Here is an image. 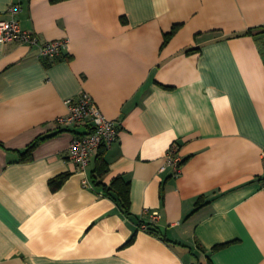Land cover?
<instances>
[{
	"label": "crops",
	"instance_id": "1",
	"mask_svg": "<svg viewBox=\"0 0 264 264\" xmlns=\"http://www.w3.org/2000/svg\"><path fill=\"white\" fill-rule=\"evenodd\" d=\"M11 17L66 46L0 42V264H264V0H0ZM82 92L120 123L84 171L87 127L56 122Z\"/></svg>",
	"mask_w": 264,
	"mask_h": 264
},
{
	"label": "built area",
	"instance_id": "2",
	"mask_svg": "<svg viewBox=\"0 0 264 264\" xmlns=\"http://www.w3.org/2000/svg\"><path fill=\"white\" fill-rule=\"evenodd\" d=\"M20 10L18 5L9 8L10 14ZM25 42L36 47L39 58L53 59L59 57L66 46L65 39L41 41L34 32L21 28L20 23L14 17L0 19V42ZM65 114L59 116L56 122L60 125L85 124L86 132L74 135L68 146V159L79 169L84 171L93 152L99 148L108 149L116 140L120 123L117 120L107 118L87 92L64 99ZM264 161V150L261 153ZM183 157L179 147L172 143L165 153V163L162 167H172L174 174L179 173ZM87 184V179H84ZM264 189V178L261 184ZM157 213L153 212L151 220L155 221ZM147 229V225L143 226Z\"/></svg>",
	"mask_w": 264,
	"mask_h": 264
},
{
	"label": "trees",
	"instance_id": "3",
	"mask_svg": "<svg viewBox=\"0 0 264 264\" xmlns=\"http://www.w3.org/2000/svg\"><path fill=\"white\" fill-rule=\"evenodd\" d=\"M177 26H174L173 29L171 30V32H174ZM259 32H264V27L259 28ZM253 29H248L245 31L244 34H253ZM37 141V140H36ZM33 142L31 145H29L26 149L25 153L31 152V150L34 148V146L36 145L37 142ZM102 151H104V149L102 148ZM184 161V159H183ZM182 161V164H183ZM181 164V165H182ZM104 168L101 167L97 170V174L101 175L104 172ZM67 174H62L60 176L55 177L54 179H52L50 181V187L52 190H56L57 188L60 187V185L63 183V181L65 180ZM107 193L112 195L116 200H118V202L120 203V205L122 206V208L124 209V211L126 213L129 212V182L122 179V178H116L114 179V181H112V185L110 187H106ZM110 190H113L112 194L110 192ZM147 231L150 233H157V231L155 230V228L152 227V224L148 223L147 224ZM135 238V233H133V235L126 241L125 244H130L134 241Z\"/></svg>",
	"mask_w": 264,
	"mask_h": 264
}]
</instances>
